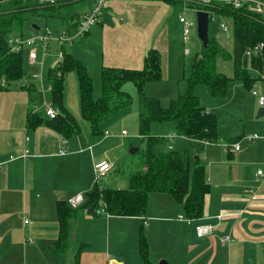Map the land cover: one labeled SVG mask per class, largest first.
<instances>
[{
  "label": "crops",
  "instance_id": "obj_1",
  "mask_svg": "<svg viewBox=\"0 0 264 264\" xmlns=\"http://www.w3.org/2000/svg\"><path fill=\"white\" fill-rule=\"evenodd\" d=\"M94 2L87 0L86 8L76 13L79 17L59 11L56 17L46 19V24L51 20L74 24ZM170 6L144 0H116L107 5V13H103L99 22L101 32L94 31L93 27L72 53L86 64L94 83H99V86L94 84L95 94L98 87L101 90L103 66L142 69L150 49L160 51L163 78L169 76L170 65L164 64L163 53L170 51L168 39L173 27L169 23ZM190 9L187 4V10ZM35 28L40 30L37 24ZM33 32L26 23L23 36H37ZM224 36L214 37L223 44ZM232 51L233 41L230 53ZM230 63L231 67L217 66L218 71L220 68L219 72L232 76L231 60ZM26 64L32 73L37 69L31 65L29 57ZM22 85L13 83L0 92V264H73L81 244H86L81 264H145L138 248L141 226L147 232L153 264L161 261L168 264H264V177L258 175L261 169L256 173L247 170L249 166L254 167V163H264V143H258L264 140V134H258L260 138L255 143H241L240 150L232 152L227 148L228 143L235 142L232 139L253 134L240 128L246 129V112L221 114L222 108L238 99L242 92L240 86H233L232 95L225 103L209 101L203 105L217 115L220 136L217 143L190 140L172 131L167 137H175H165L171 142L180 138L182 146L187 147L180 152L170 145L168 151H178L188 156L190 165L198 160L206 168L211 190L205 196L202 218H186L183 206L168 193L150 194L144 217L93 214L81 209L84 202L76 209L78 217L73 223L68 252L53 255L50 247L59 237L56 203H68L77 195L87 197L95 186L98 164L106 162L113 166L106 175L109 182L105 187L117 189L129 184V176L116 186L113 173L123 164L127 167L130 164V169H135L137 164L125 163L132 149L129 133L122 134L126 130L113 136L106 128L109 120L102 126V136L92 134L89 123L81 117L75 72L66 75L64 105L78 122L80 132L70 138L45 125L35 130L27 127L29 95ZM47 86L50 90V81ZM37 88L38 94L40 90L44 94L48 90L45 84ZM239 107L247 109L242 103L236 108ZM259 108V104L254 106V112ZM81 121L87 123L85 129ZM199 226L209 227V231L200 236ZM226 237L230 240L223 242Z\"/></svg>",
  "mask_w": 264,
  "mask_h": 264
},
{
  "label": "trees",
  "instance_id": "obj_2",
  "mask_svg": "<svg viewBox=\"0 0 264 264\" xmlns=\"http://www.w3.org/2000/svg\"><path fill=\"white\" fill-rule=\"evenodd\" d=\"M67 1L74 0H59L55 4H39L33 0H0V92L7 90L9 85L20 81L24 76L22 52L11 51L10 37L23 36L29 15L55 17L61 11V4ZM144 1H160L176 5L183 3L184 0ZM189 7L196 12L205 11L212 17L218 16L228 23L231 22L233 51L232 53L226 51L218 39L209 34L208 46L202 45L201 53L198 54L190 70V77L187 80L188 91L172 100L167 108L162 106L158 98L148 97L144 91L148 83L163 79L162 57L158 49L148 51L144 66L139 70L103 66L100 74L101 95L98 98H95L94 81L87 67L64 49L65 59L59 67L61 76L57 75V68H49L45 75L52 84L49 100L58 111V115L53 119L35 111L38 98L37 86L30 83L22 85L29 95L27 127L35 130L45 125L65 138L80 132L78 122L64 105L65 78L68 73L75 72L77 75L81 117L89 123L95 137L103 135L102 126L109 118L131 106L132 96L124 90V86L131 82L136 88L140 106L139 135L147 140L141 164L129 172L128 188L102 187L99 182H95L94 188L87 193L85 204L81 209L93 208V214L102 209V215L144 217L148 211L149 195L168 193L183 206L186 218L195 220L203 217L205 196L211 190L205 166L198 160L191 166L188 156L175 150L156 153L154 146L164 139L152 136L151 126L154 122H170L176 126L178 136L217 143L220 138L217 115L200 104L194 89L199 84H206L211 94L219 98L226 96L231 80L241 81L247 89L258 83L264 75V52L262 56L254 57L250 62L244 53L264 41V23L261 15L251 13L246 7L236 9L225 2L191 1ZM219 55L232 61V76L218 71L217 56ZM239 139L240 137L234 138L232 141ZM56 208L59 237L50 247V252L53 255H62L69 250L73 223L78 217V211L72 209L67 201H58ZM85 246L86 244L79 245L73 264H81V255ZM138 248L145 264H153L144 226L139 229Z\"/></svg>",
  "mask_w": 264,
  "mask_h": 264
},
{
  "label": "rangeland",
  "instance_id": "obj_3",
  "mask_svg": "<svg viewBox=\"0 0 264 264\" xmlns=\"http://www.w3.org/2000/svg\"><path fill=\"white\" fill-rule=\"evenodd\" d=\"M59 1V0H58ZM86 1L87 0H77L74 1L70 4L64 5L61 8V12L64 13V15H76L77 11H83L86 8ZM204 1V0H201ZM184 5L181 3H177L176 5H171L170 7L172 8V14L169 19V23L171 22L172 24V30H171V36L169 35V47L170 51L163 53V61L164 64L168 63L170 65L169 68V76L167 78H163L161 81L158 82H150L146 85L145 87V94L148 97H153V98H158L161 101V104L163 107L167 108L169 107V104L172 100L177 99L179 95H183L188 91V78L190 77V70L194 64V61L196 60L198 54L200 55L201 49H202V41L199 38L198 35V22H197V16H196V11L193 9L187 10V4L189 5V1L184 0L183 1ZM185 7V8H184ZM107 8V7H106ZM107 13V10L104 11V13ZM179 14L184 15L190 22H192L193 26L191 29V34L189 36V40L187 42L183 41L182 38V24L179 22ZM56 17V16H55ZM54 18V17H51ZM50 17H45V16H40V15H29L28 20H27V25L29 28L34 31L33 34L37 35L35 36L36 38L40 35H42L45 32V29L48 25V27L51 29V32L53 33L54 36H57L64 31H68L71 36H74L76 33V26L75 23L72 24L70 21L66 24L60 23L56 20H51L46 24V19H51ZM212 21L210 23L209 27V34L211 36H224L223 40V46L225 47L226 51L230 52V48L232 47V41H233V34H232V25L231 22H227L225 19L218 17V16H213L211 17ZM101 19V18H100ZM100 19L98 21V24L94 26L95 28L93 29L94 31L100 30L101 32V25L99 24ZM45 20V21H44ZM74 22V21H72ZM222 23H227L229 25V32L225 33L221 29V24ZM38 25L40 30L36 31L37 29H34L35 25ZM57 24V25H55ZM64 26V27H63ZM32 34V35H33ZM33 35V36H34ZM25 37V36H24ZM180 37V38H179ZM32 38V37H31ZM84 38H78L75 40L74 44H67L65 46L66 53H73V50L76 48V45L80 41H82ZM34 47H37L38 49V62L44 60V66L42 69V72L44 74V79L42 83L39 80H36L33 78V73L32 70L29 66L26 64V59L28 61V54L30 48L28 46H24L22 50V57L24 61V76L20 81L15 82V84H25L30 83L34 84L37 86H44L45 88L48 89V79L45 77L48 69L51 66H54L57 62V54L58 51L61 50L60 46L56 41H51L50 42V53L48 56L43 59V52H42V46L40 42L37 40L36 43L34 44ZM189 48L190 53L186 54L185 50ZM224 64L231 67L230 59L224 58L222 55L217 56V66L220 67ZM86 66V64L84 63ZM40 67V66H38ZM166 70V69H165ZM221 69L219 68V71ZM13 84V83H12ZM94 84L99 83L95 81ZM243 85V86H242ZM233 86H240L242 89L241 94L237 97L236 101L232 103L228 107H224L221 109V114L227 115L228 113H238V112H246L247 114V119L244 121L246 123V129H243L242 127L241 130H245L247 134H264V116L258 118V109L256 112H254V106H258V98L252 94L253 90L259 91V92H264V81H260L259 83L253 85L251 89L245 88L244 84L239 81V80H231L228 85V90L227 94L224 97H214L211 92L208 89V86L206 84H199L196 86L194 89V94L199 97V101L201 105H204L205 103H208L209 101H215L216 103H225L227 98L230 96ZM124 90L128 92L133 99V102L131 106L126 108L125 110L120 111L113 117L108 119V125H106V128L109 129L111 134L115 137H117L121 131L124 129L129 133V139L131 143L132 148H137L139 151L135 153L134 155L130 154L127 158V161L125 163H134L140 166V161L143 157V153L147 147V140L139 135V97L136 91V88L133 83L129 82L124 86ZM97 92L95 94V98H98L101 95V90H99V87L97 88ZM232 95V94H231ZM44 98L49 100L50 98V90L48 89L46 93L44 94L42 90H40L37 98V103H36V110H38L40 113H43L42 115H45V106H44ZM243 104V106H247L246 110L242 109L241 107L236 108L239 106V104ZM81 127L85 129V125L87 123L85 121L80 122ZM233 128H236V125H233ZM173 132L172 134H178L177 133V128L173 123L170 122H154L151 126V135L155 137H160L163 138L164 141L156 144L154 146V151L156 153L158 152H163V151H168L169 146L172 145L175 147L178 151L183 152L182 150L186 149L187 147H183L182 143L183 141L180 138H176L174 141H170L169 139L165 138L168 135V132ZM118 141V140H117ZM264 143V140H258V143ZM241 143L243 145L249 144L245 140H241ZM254 145V144H250ZM124 163V162H120ZM256 164L254 167H247L248 172L253 173L261 169L264 171V163H254ZM194 163H191V166H193ZM138 168V167H137ZM130 169V164L125 166H121L118 171L113 173V179L117 181V183H114L116 186H120V182L123 181L122 179H126V176H128L129 173L131 172ZM107 178L104 177L102 180H100L99 184L101 186H106L107 182H109V179L106 180ZM95 180H96V174H95ZM125 187H119L121 188H128V185H124ZM127 186V187H126ZM86 196H84L85 198ZM79 247V246H78ZM73 249H74V244H73ZM78 249V248H77ZM77 251V250H76Z\"/></svg>",
  "mask_w": 264,
  "mask_h": 264
},
{
  "label": "built area",
  "instance_id": "obj_4",
  "mask_svg": "<svg viewBox=\"0 0 264 264\" xmlns=\"http://www.w3.org/2000/svg\"><path fill=\"white\" fill-rule=\"evenodd\" d=\"M36 3L39 4H55L58 0H33ZM113 1L116 0H95L93 6L87 10L85 13L82 14V16L79 19V22L76 26V33L74 36H71L70 33L67 31H64L63 33L54 36L53 33L51 32V29L49 27H46L45 32L36 37L33 38H25L24 36L21 35H13L9 39V45L11 47L12 52H17L21 53L24 46H28L30 48L29 50V61L31 65L34 67H37V71L33 72V78L36 80H39L41 83L44 79V74L42 72L43 66H44V60L38 62V49L37 47H34V44L38 40L42 46V52H43V59H45L48 54L50 53V42L56 41L58 45L60 46V49L57 54V62L55 65V68H57V75L61 76V72L59 71V67L62 64V62L65 59V46L67 44H73L74 40L76 38H85L87 34L90 33L92 28L98 23L99 19L102 17L107 5ZM194 1H199L203 3H210L212 1H220V2H225L227 4L232 5L236 9L246 7L251 13L261 15L263 17V23H264V0H194ZM212 17V15H211ZM179 22L182 24V34H183V39L184 41H188L189 36L191 34V29H192V22H190L184 15H179ZM221 29L223 32L228 33L230 28L227 23H222L221 24ZM264 52V41L256 44L254 47L249 48L245 51L244 55L247 58V60L250 62L254 57L262 56ZM186 54L190 53L189 48L185 50ZM250 65V64H249ZM40 66V67H38ZM46 77V76H45ZM260 81H264V75L261 76ZM258 82V83H259ZM4 84V83H3ZM29 84V83H25ZM257 84V83H256ZM52 88V84L50 86V90ZM252 94L258 98V103L260 107H264V92H259L256 90L252 91ZM44 106H45V115L51 119L55 118L58 115L57 109L54 107L53 103L51 100L44 101ZM108 134V132H106ZM123 135H127V131L122 132ZM175 137L174 135H170L167 138L172 139ZM260 136L258 134H253V135H245L241 136L239 140L228 143L227 148L228 150L232 152H236L240 150V145H241V140H245L248 143H255ZM27 153V152H26ZM65 152H62L64 154ZM112 165L110 163H101L98 164L95 167V174H96V180L95 182H100L106 175L110 172L112 169ZM258 175L264 177V171L259 170ZM85 202V198L83 195H77L75 197H72L68 200V205L72 209H77L79 208L83 203ZM103 213V210H98L97 214ZM108 216V215H107ZM209 227L206 226H199L197 227L198 234L204 235L208 231ZM230 240L229 237H226L223 239V242H228Z\"/></svg>",
  "mask_w": 264,
  "mask_h": 264
},
{
  "label": "water",
  "instance_id": "obj_5",
  "mask_svg": "<svg viewBox=\"0 0 264 264\" xmlns=\"http://www.w3.org/2000/svg\"><path fill=\"white\" fill-rule=\"evenodd\" d=\"M196 16H197V22H198V35L200 40L203 43L204 47L208 46L209 43V27H210V23H211V14L205 11H198L196 12ZM34 72L37 71L36 68H34L33 70ZM264 116V107H260L258 109V115L257 117H263ZM139 150L137 148H132L130 150V154L134 155L135 153H137ZM93 208H91L89 210V213L93 212ZM160 264H168L167 261H161Z\"/></svg>",
  "mask_w": 264,
  "mask_h": 264
}]
</instances>
